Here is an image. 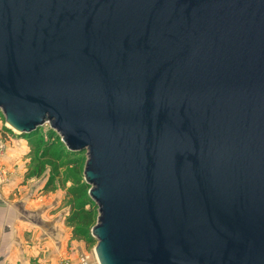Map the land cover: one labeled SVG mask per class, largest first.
<instances>
[{"label": "water", "instance_id": "95a60500", "mask_svg": "<svg viewBox=\"0 0 264 264\" xmlns=\"http://www.w3.org/2000/svg\"><path fill=\"white\" fill-rule=\"evenodd\" d=\"M0 110L87 151L100 264H264V0H0Z\"/></svg>", "mask_w": 264, "mask_h": 264}, {"label": "rangeland", "instance_id": "374dc122", "mask_svg": "<svg viewBox=\"0 0 264 264\" xmlns=\"http://www.w3.org/2000/svg\"><path fill=\"white\" fill-rule=\"evenodd\" d=\"M0 141L6 145L0 163V188L3 189L11 182L14 184L12 189L4 190L6 211L0 214V219L9 225L6 229L9 230L19 211L28 229L41 226L44 217H56L70 232L69 247H65L66 250L64 248L57 256V262L52 263L51 259L47 260L40 254L33 255L30 264H81L83 259L89 264H100L95 252L97 239L92 233L98 222V206L90 196L85 178L87 151H70L62 144L58 132L50 129L48 122L31 133L15 132L5 124L2 110ZM10 142H18V149H13ZM12 152H15V158L9 155ZM83 207L91 208L90 224H86L90 218ZM45 209L50 211V215ZM47 229L45 225L44 230ZM79 230L85 232L79 233ZM15 243L14 231L0 233V264L13 262L9 253L15 252ZM24 244L29 248L28 236Z\"/></svg>", "mask_w": 264, "mask_h": 264}, {"label": "crops", "instance_id": "0c3cea01", "mask_svg": "<svg viewBox=\"0 0 264 264\" xmlns=\"http://www.w3.org/2000/svg\"><path fill=\"white\" fill-rule=\"evenodd\" d=\"M9 144L13 143L10 142ZM16 144H18V142H14V144L12 145L13 149H18ZM13 154L16 155L15 152L9 153V155L14 156ZM12 158H15V156ZM13 185L14 184L11 182L10 184H7L3 189L0 188V204L2 205L0 206V214L5 213L6 211L4 208V203L6 202V199H4L6 196L4 190L12 189ZM17 206L18 204L16 205V207ZM19 207V210H21V204L19 205ZM46 211L50 215V211ZM16 216L17 218H13V223L11 224L9 230L15 232L17 244L15 243V252L11 251L9 253V257L13 260V262L9 261L8 263L30 264L33 255L39 256L40 254L43 255L47 260L51 259L52 263L57 262V256L62 253L65 247H69L70 244V232L66 230L65 226H63L56 217L54 219H51L50 217H44L42 222L43 224L41 226L28 229L27 225L24 224V219L21 217V212L18 211V214ZM45 225L48 226L47 231L44 230ZM8 227L9 225H7L5 221H1L0 219V233L9 231L8 229H6ZM27 236L30 239V245L27 246L29 248H26L24 244ZM30 248H32V250ZM39 260H42V258H40Z\"/></svg>", "mask_w": 264, "mask_h": 264}, {"label": "built area", "instance_id": "2783aa9c", "mask_svg": "<svg viewBox=\"0 0 264 264\" xmlns=\"http://www.w3.org/2000/svg\"><path fill=\"white\" fill-rule=\"evenodd\" d=\"M5 148H6L5 143L0 141V163H1V159L3 157V153H4ZM81 264H89V262L86 259H83Z\"/></svg>", "mask_w": 264, "mask_h": 264}, {"label": "trees", "instance_id": "16d2710c", "mask_svg": "<svg viewBox=\"0 0 264 264\" xmlns=\"http://www.w3.org/2000/svg\"><path fill=\"white\" fill-rule=\"evenodd\" d=\"M83 211L85 212V214L87 215L88 218H90L92 216L91 208L90 209H86L85 207H83ZM90 219L88 220V222L86 221V224H90L91 223L92 218H90ZM84 232H85V230L84 231L79 230V233H84ZM82 235L83 234H80V236H82Z\"/></svg>", "mask_w": 264, "mask_h": 264}, {"label": "bare ground", "instance_id": "6f19581e", "mask_svg": "<svg viewBox=\"0 0 264 264\" xmlns=\"http://www.w3.org/2000/svg\"><path fill=\"white\" fill-rule=\"evenodd\" d=\"M15 130V129H14ZM16 131V130H15ZM18 132V131H17Z\"/></svg>", "mask_w": 264, "mask_h": 264}]
</instances>
